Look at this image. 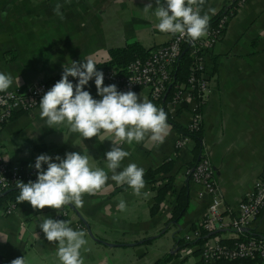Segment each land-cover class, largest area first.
Masks as SVG:
<instances>
[{"label":"crops","instance_id":"1","mask_svg":"<svg viewBox=\"0 0 264 264\" xmlns=\"http://www.w3.org/2000/svg\"><path fill=\"white\" fill-rule=\"evenodd\" d=\"M233 1L207 0L201 14L207 12L211 18ZM57 3L63 5L64 19L53 11ZM149 3L153 9L145 13L143 9ZM155 7V0H0V72L10 73L14 77L10 88H16L36 80L54 79L72 61L91 58L102 63L108 60L109 50L131 42L139 43L145 50L163 46L170 34L155 28ZM207 63L209 89L200 107L202 152L210 160L213 178L222 194L223 221H228L264 165V0L238 4ZM85 90L93 98L102 99L95 82L86 85ZM135 93L152 102L145 88ZM193 104L191 99L184 100L176 118L168 120L171 132L162 145H121L131 156L125 158L120 170L130 163L147 170L168 160L173 162L169 172L173 188L158 210L151 212L158 184L146 183L144 191L149 195L145 198L135 196L128 185L118 186L111 179L110 188L94 196L86 194L83 207L66 206L65 221L74 230L86 233L90 251L81 250L85 264H154L157 258L174 251L175 236L183 235L200 221L209 196L199 194L200 184L184 171L198 159L193 152L194 141L176 149L178 133L171 123L185 126ZM40 111L38 103L31 113H18L3 125L1 159L35 164L41 154L50 155L57 162V155L63 158L68 152H78L88 155L94 167L108 172L105 153L111 150V140H84L63 125L48 128ZM183 184L188 186V206L176 223H166L176 192ZM121 199L127 204L123 212L117 210ZM4 201L0 203V264H11L18 257H25L27 264H60L56 255L58 242H49L39 227L42 218L56 219L60 210L33 209L29 202L16 200L15 208L4 213ZM245 229L264 235V208ZM217 230L220 238L232 240L229 226ZM196 248L185 246L183 256L174 253L164 264H204ZM226 264L259 263L237 260Z\"/></svg>","mask_w":264,"mask_h":264},{"label":"clouds","instance_id":"2","mask_svg":"<svg viewBox=\"0 0 264 264\" xmlns=\"http://www.w3.org/2000/svg\"><path fill=\"white\" fill-rule=\"evenodd\" d=\"M70 3L71 0H65ZM153 15L158 20L155 28L165 34L187 37L189 42L200 41L209 35L210 16L201 14L205 0H155ZM62 4L57 3L54 13L61 19ZM153 9L151 3L144 7L148 13ZM213 12V9H209ZM97 63L91 58L81 62L72 61L70 66L64 65L62 77L43 96L39 102L40 117L45 119L48 128L63 125L72 133H78L83 139L97 138L101 143L112 141L111 150L105 153L106 168L94 167L86 154L68 152L65 157H53L41 154L36 158L35 169L37 180L17 181L18 203L29 202L33 209L43 210L46 207L61 210L73 205L81 208L83 197L97 195L111 185L109 179L118 186L128 185L137 197H147L145 169L130 163L123 167L122 162L131 156L130 151L121 145L152 143L162 145L170 135L171 125L166 112L151 101L141 99L137 93L129 90L119 91L117 85H104V73L98 71ZM69 77L76 78L74 85ZM95 78L98 95L95 99L85 86ZM14 77L10 73L0 72V93L7 92L13 85ZM111 137V139H108ZM66 142V141H65ZM44 165H47L45 170ZM118 211H126L127 204L121 199L117 204ZM39 227L49 242H58L56 255L60 264H85L82 256L90 251L86 233L74 230L65 220L42 218ZM11 264H27L25 257H18Z\"/></svg>","mask_w":264,"mask_h":264},{"label":"built area","instance_id":"3","mask_svg":"<svg viewBox=\"0 0 264 264\" xmlns=\"http://www.w3.org/2000/svg\"><path fill=\"white\" fill-rule=\"evenodd\" d=\"M244 0H238L241 4ZM233 9L223 13L215 26L209 27V35L200 41L189 42L187 37L181 38L170 35L169 41L160 47L150 49L144 59L136 58L127 64L125 70L120 72L116 68L97 69L104 73V83L117 85L119 91L129 90L136 92L140 88L148 91L151 100L162 98L174 83L176 65L182 47L188 46L191 59L190 72L182 84H174L171 95L165 102V111L169 119L176 118L177 109L184 100L191 99L194 104L190 109V118L185 124L188 130H197L201 127V112L206 93L209 89V74L207 61L215 43L221 38L223 30ZM61 77L47 80H36L25 86L9 88L7 92L0 93V129L16 114L31 113L40 102L42 96ZM69 80L78 83V80L69 77ZM95 82V78L89 83ZM192 138L187 134H178L174 141L176 149L188 145ZM35 164L9 163L0 157V191L13 187L23 178L37 180L38 170ZM191 180L200 184L199 194L204 192L209 196V205L206 212L198 222V226L190 228L183 233L185 240H192L200 234V228L211 230L221 226H229L233 235L229 243H224L218 234L208 236L203 242L196 243L193 247L199 248L201 260L204 264H215L217 258L227 259H253L259 264H264V237L249 236L243 238L242 230L264 208V165L260 175L254 180L253 186L248 190L237 204V211L228 221H223L221 213L222 194L213 178V169L206 153H202L199 160L192 166L184 169ZM16 206V200L8 199L3 202L4 213L11 212ZM59 215H66L67 209L63 208ZM200 227V228H199ZM184 248L175 249V253L184 255Z\"/></svg>","mask_w":264,"mask_h":264},{"label":"trees","instance_id":"4","mask_svg":"<svg viewBox=\"0 0 264 264\" xmlns=\"http://www.w3.org/2000/svg\"><path fill=\"white\" fill-rule=\"evenodd\" d=\"M207 0H205L206 4ZM204 4V5H205ZM203 5V6H204ZM202 6V7H203ZM238 6V0H234L231 2L229 7H224L221 11H219L217 14H215L213 17L210 18V26H215L217 24L218 18L223 13H228L230 10L233 9V13L235 12L236 8ZM149 50H145L142 48V46L137 42H131L126 44L123 47L114 48L109 50V57L108 60L99 63L96 65L97 69L101 68H116L120 72H123L125 70V67L128 63L133 61L136 58L144 59L147 56ZM190 64L191 59L189 58L188 53V46L184 45L182 47V51L180 53V56L177 61L176 65V74H175V80L174 83L170 86L166 94L157 100H152V103L156 105L158 108H162L165 111V102L168 99V97L171 95L173 85L174 84H182L186 81L187 76L190 72ZM58 77H62V74ZM56 77V78H58ZM166 112V111H165ZM167 114V112H166ZM168 120L169 116L167 114ZM174 129L177 131L178 134H187L189 135L192 140L194 141V147L193 152L195 154V157H198L197 160L202 156V134H201V127L197 130H188L186 127L179 125L175 121H171ZM197 160L195 162H197ZM195 163L192 164V166ZM173 162L171 160L165 161L159 166L155 168H150L145 170V181L146 183H152L157 185L156 187V193L154 197V202L151 205V212H155L159 209L161 201L165 198L167 192L173 188V176L169 174V172L172 170ZM46 170V169H45ZM164 178V181L161 183V179ZM20 181H23L27 183L28 181H32L30 178H23ZM126 185V184H125ZM6 190V192L3 193V191ZM19 195V189L17 188V184L13 187L6 188L0 191V203L4 200L13 199L16 200L17 196ZM175 201L173 208L171 210V214L166 220V223L173 222L176 223L179 218L182 216V214L185 212L187 206H188V186L187 184H183L179 190L176 192L175 195ZM66 208V206L64 207ZM66 215H58L56 217V220H65ZM199 223L193 224L190 228L197 227ZM189 228V229H190ZM200 228V227H199ZM219 230L217 228H213L211 230H205L200 228V234L193 238L192 240H185L184 237L181 236H175V245H174V251L168 252L161 257L157 258L154 262V264H164L167 260H169L175 253V249L180 247H185L189 245H193L196 243L203 242L208 236L212 234H217ZM261 234H255L249 232L247 229L242 230V237L246 238L249 236H258ZM264 237V235H261ZM224 243H229L230 241L220 238ZM197 251H199V248H196ZM237 260H243V261H252L253 259H227L224 257L217 258L216 263H227L229 262H235Z\"/></svg>","mask_w":264,"mask_h":264},{"label":"water","instance_id":"5","mask_svg":"<svg viewBox=\"0 0 264 264\" xmlns=\"http://www.w3.org/2000/svg\"><path fill=\"white\" fill-rule=\"evenodd\" d=\"M6 192V190L3 191V193Z\"/></svg>","mask_w":264,"mask_h":264}]
</instances>
